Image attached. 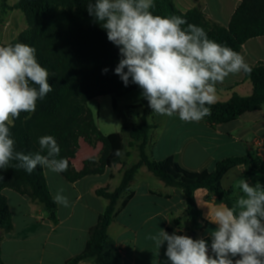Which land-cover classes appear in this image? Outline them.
I'll use <instances>...</instances> for the list:
<instances>
[{"label":"trees","instance_id":"1","mask_svg":"<svg viewBox=\"0 0 264 264\" xmlns=\"http://www.w3.org/2000/svg\"><path fill=\"white\" fill-rule=\"evenodd\" d=\"M3 10H20L25 15L28 27L9 44L23 43L36 50V58L49 73L52 91L38 100L34 112H22L10 127L15 140V151L25 154L40 152L38 139L53 136L60 147L59 158L68 160L67 171L60 173L69 183H75L90 175H100L109 167L120 164L125 152L121 132H127L137 142L138 163L123 171L119 186L96 189V195L108 201L105 211L99 215L97 223L90 229L85 249L66 261V264H80L93 259L94 264H119L118 251L105 249L108 230L118 213V202L127 192L130 182L140 167L147 169L167 186L182 189L186 196L187 215L191 231L202 232L206 223L196 203L195 194L204 189L216 197L218 203L233 207L230 192L222 186L224 175L236 166L244 167L248 180L264 186V160L259 156L228 157L218 162L211 173H191L182 169L175 157L153 160L147 154L150 133L156 127L143 115L137 125L124 121L122 131L105 135L97 126L88 102L98 96L111 95L113 108L118 110V98L139 86L129 82L125 86L114 72L121 56L119 48L107 39V32L94 17L87 12V5L94 0H19L10 6L8 0H0ZM153 14L160 16H180L188 24L202 28L207 36L217 43L240 53L250 39L264 36V0H240L228 26L212 21L201 6L182 13L173 0H154ZM184 28L187 25L182 26ZM8 44H2L6 46ZM250 72L245 78L252 84V93L241 96L233 93L226 102L210 105V115L203 119L211 126L236 120L247 112L258 111L264 104V62L249 65ZM107 68V73L102 70ZM142 92V90H141ZM141 107L148 106L142 96ZM83 138L91 146L102 143L100 157L84 161L83 168L76 170L72 159L80 149ZM117 152L119 154H117ZM46 155V150L41 152ZM17 161H11L7 169H0V228L4 233L14 230L12 215L7 198L2 194L5 188L28 196L31 203L41 205L53 225L58 224V204L54 203L49 190L44 169L37 167L31 174L16 168ZM133 194H128L122 202L125 207ZM178 219H176V222ZM171 233L172 230L168 229ZM177 234V233H176ZM179 235V234H178ZM198 239L196 237H191ZM211 244L210 237L204 238ZM0 264H5L1 258Z\"/></svg>","mask_w":264,"mask_h":264},{"label":"crops","instance_id":"2","mask_svg":"<svg viewBox=\"0 0 264 264\" xmlns=\"http://www.w3.org/2000/svg\"><path fill=\"white\" fill-rule=\"evenodd\" d=\"M173 1L182 13L201 6L212 21L223 26L229 25L240 5V0ZM16 3L17 0H8L10 6ZM27 27L25 15L23 17L19 10L10 11L2 31L0 46L12 42ZM240 54L248 65L264 62V36L248 40ZM132 92L118 98V110L113 109L116 117L109 111L107 120L100 106L98 117L100 120L103 114L104 127L111 128L109 132H104L108 135L121 132L124 121L130 125L139 124L132 120V111L138 121L145 115L151 124L156 125L150 133L147 147V154L151 159L158 161L175 157L178 165L191 173H211L218 162L228 157L251 155L264 160V104L260 110L244 113L234 121L211 126L204 119L199 122H184L177 115H159L152 112L149 106L129 108L127 101L122 102ZM233 93L241 96L252 93V84L245 78L244 72L230 75L223 83L216 85L214 103L228 101ZM108 96L111 95L95 97L88 102V106L91 102L99 105ZM91 111L98 128L102 130L92 108ZM121 135L125 152L129 156L123 155L120 164L107 168L103 174L86 176L75 183H69L60 173L43 168L52 196L63 189V195L69 202L68 207L58 204L57 225H53L44 208L31 203L28 196L8 188L2 190L14 224L12 232L2 234L1 258L5 264H66L68 259L85 249L90 229L108 205L106 199L96 195V189L106 187L110 191L115 190L121 182L123 171L139 161L137 142L127 132H121ZM126 136H129L127 141ZM79 143L80 149L72 159L76 170L83 168L85 160L91 157L98 159L103 148L102 143L91 146L83 138ZM84 150L86 153L83 155ZM242 179L255 186L244 175L242 166L232 168L222 178V186L230 192L233 206L242 194L239 188ZM130 193L133 194L132 198L121 208L123 200ZM195 198L206 223L205 229L198 233V239H204L210 237L211 231L216 228L211 222L215 211L226 205L218 203L216 197L204 189L198 190ZM117 208L118 213L108 230L105 249L118 251L121 255L119 264H170L165 255L167 243L158 250L151 237L161 229L168 234H172L168 231L171 229L179 235L190 236L191 222L183 190L167 186L146 166L140 167ZM80 264H94V260L86 259Z\"/></svg>","mask_w":264,"mask_h":264},{"label":"clouds","instance_id":"3","mask_svg":"<svg viewBox=\"0 0 264 264\" xmlns=\"http://www.w3.org/2000/svg\"><path fill=\"white\" fill-rule=\"evenodd\" d=\"M154 7V0H94L87 12L119 48L121 59L114 72L125 86L130 81L139 86L156 114L199 122L210 115L216 85L251 69L243 55L210 39L202 28L180 16L155 15ZM48 77L33 47L0 46V169L17 161L15 167L29 174L37 167L67 171L68 160L57 158L60 147L53 136L38 139L40 152L25 154L15 151L10 132L22 112H34L37 101L52 91ZM45 150L46 155L41 154ZM239 188L242 194L233 207L215 211L210 245L203 238L168 234L164 229L151 237L158 250L167 243L170 264H264V186L242 179ZM53 201L69 206L63 189Z\"/></svg>","mask_w":264,"mask_h":264},{"label":"rangeland","instance_id":"4","mask_svg":"<svg viewBox=\"0 0 264 264\" xmlns=\"http://www.w3.org/2000/svg\"><path fill=\"white\" fill-rule=\"evenodd\" d=\"M10 1H13V0H9ZM19 0H17L18 2ZM20 14L24 17V14L23 12H21L19 10ZM9 14H10V10H3L2 7H1V2H0V42H1V35H2V31L4 29V25H5V22L7 20V18L9 17ZM140 96V97H139ZM141 96H142V92L140 90H136V91H133L131 93V95H129L127 98H125V100H123L122 103H124V101H127V103L129 104V108H133L135 106H138L140 105V101H141ZM90 109L92 108L95 112V117L97 118L99 124H100V127L102 128V132H109L108 130L111 129L109 127H104L103 125V122H102V117L103 114H105L106 116V119L108 120L109 118V111H111L112 115H116L115 112H113V98L111 96H108L107 98L103 99L102 102H100L99 105H97L95 102H91L90 103ZM99 106L101 107V112H103V114L101 115V119L99 120V117H98V108ZM122 114V113H121ZM131 115H133L132 117V120L134 122H138L140 123V121H138V119H136L135 117V114L134 112L132 111L131 112ZM116 117V116H115ZM141 119V118H140ZM128 125H130V123L128 122ZM113 130V129H112ZM105 134V133H104ZM129 139V136H126V141ZM85 150L83 151V155L85 154ZM3 234V229L0 228V236Z\"/></svg>","mask_w":264,"mask_h":264},{"label":"water","instance_id":"5","mask_svg":"<svg viewBox=\"0 0 264 264\" xmlns=\"http://www.w3.org/2000/svg\"><path fill=\"white\" fill-rule=\"evenodd\" d=\"M197 235H198V232H196V231L190 232V237H196Z\"/></svg>","mask_w":264,"mask_h":264}]
</instances>
